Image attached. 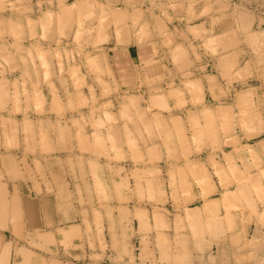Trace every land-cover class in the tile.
Masks as SVG:
<instances>
[{"label":"crops","instance_id":"crops-1","mask_svg":"<svg viewBox=\"0 0 264 264\" xmlns=\"http://www.w3.org/2000/svg\"><path fill=\"white\" fill-rule=\"evenodd\" d=\"M21 1L37 5L51 0ZM130 9L124 14L125 27H118L138 29L143 23L134 22L150 15L153 33L150 35L148 29L144 32L151 40L136 43L140 28L129 35L123 29L115 33L113 18L107 23L110 29L101 30L104 35L97 34L102 41L99 46H107L104 49L108 50L107 65L112 74L107 77L117 91L137 98L138 93L174 82L175 75L192 69L199 76L202 73L206 82L211 80L208 86L220 97L224 87L214 81V75L204 74L208 68L212 66L220 80L232 71L244 80L252 66L264 67L256 56L254 62L251 58L257 47L264 48V0H155L139 11ZM159 28L164 29L162 34ZM165 38L175 42L171 51L161 45ZM213 38L219 40L220 47L227 43L229 47L225 45L221 51ZM179 42L199 46L196 54L184 50L183 66L175 60ZM260 55L264 56V51ZM163 99L164 103L154 105L174 108V99ZM217 108L223 111L228 107ZM14 120L15 127H0V264H264V210L257 206L248 213L228 207L227 195L235 192L229 187L244 185L238 186L233 178L230 185L215 176L211 181L204 178L201 166L207 165L206 153L202 160L186 167L187 179L177 172L175 178L168 179L166 187L172 189L174 211L168 216L159 207L164 201V187L158 173L153 180L151 175L141 180L138 193L127 192L125 185L132 180V170L124 164L115 167L112 155L108 156L112 162H108L103 156L79 153L65 127L44 139L49 142L41 143L39 131L19 132L21 127ZM164 137H154L159 155L163 147L159 139ZM233 151L213 154L219 166L225 169L232 157L250 161L248 151ZM180 161L172 165L174 169L185 164ZM157 162L138 170L160 172ZM110 168L124 170L116 180L125 190L117 195L111 189L108 195L99 196V184L113 187ZM112 179L116 181L114 176ZM188 182L195 189L192 193ZM238 194L244 197L246 192ZM140 202L155 203L156 207L130 206Z\"/></svg>","mask_w":264,"mask_h":264},{"label":"rangeland","instance_id":"rangeland-1","mask_svg":"<svg viewBox=\"0 0 264 264\" xmlns=\"http://www.w3.org/2000/svg\"><path fill=\"white\" fill-rule=\"evenodd\" d=\"M154 2L51 0L44 4L24 5L21 0H0V127H15L11 121L15 119L21 127L19 132L39 131L41 143L49 142L44 139L58 134L65 127L79 153L85 151L90 155L103 156L108 162H112L108 158L112 155L115 167L124 164L127 170H132V180L125 185L127 192L138 193L141 180L148 175L153 180L158 173L164 187V201L159 207L168 216L174 213L172 193H169L172 189L166 187L168 179L175 178L176 172L187 179L186 167H192V163L202 160V154L206 153L207 165L201 166L204 178L211 181L215 176L228 185L234 179L238 186L244 185L229 187L235 192L227 195L225 201L228 207L236 206L248 213L255 211L257 206L264 210V67L256 69L252 66V72L244 74V80H239L232 71L222 76V81L212 66L206 73L203 70L204 74L214 75V81L223 85L224 91L220 97L214 96L208 86L211 80L206 82L202 73L199 76L192 69L187 74L175 75L174 82L152 88L144 94L138 93L137 98L131 93L115 90L108 78L112 75L107 65L108 50L104 49L107 46H99L102 41L97 34L101 30H109L107 23L113 18L111 25L115 33L123 29L129 35L140 28L137 35L143 40L139 38L138 41L135 35V41L138 44L146 43L151 38L144 35V29H148L150 35L153 33L150 15L149 19L143 16L137 23L134 22L143 23L138 29L133 27L130 31V28L118 26L125 27L124 14L130 8L139 11L146 3ZM64 12L68 14L67 17ZM47 15L51 16L46 18ZM158 30L161 34L164 32V29ZM102 34L100 32L99 35ZM179 43L177 52H182V55L184 50H188L189 54H196L199 50L198 43ZM174 44L169 38L161 42L170 51ZM262 51L264 48L257 47L256 54L251 55L253 62L256 56L257 62L264 64V56L260 55ZM188 85H191V91ZM164 97L176 101L174 108L154 105L164 103ZM208 99L213 101L209 102ZM206 105L208 108H205ZM220 106L228 108L219 111L217 107ZM145 117L148 120L144 123ZM161 136L165 137L159 139V144L163 143L162 155H159L155 139ZM168 145L172 149H168ZM239 149L249 152V162L239 158L237 161L236 157H232L226 161L224 169L213 155L232 150L234 153ZM214 158L217 162H214ZM179 160L185 164L174 169ZM154 161H158L156 165L160 167V172L138 170L151 167ZM194 167L198 168V165ZM123 171H112L110 168L111 177L120 179ZM112 178L113 187L99 184L97 195H108L111 189L119 195L120 191L125 190ZM188 185L192 193L195 189L191 188L190 182ZM242 190L246 192L244 197L235 195L236 192L242 193ZM250 199L252 202H248ZM139 200H144L141 195ZM115 206L118 211L121 205ZM130 206L150 208L156 207V204L140 202L131 203Z\"/></svg>","mask_w":264,"mask_h":264},{"label":"bare ground","instance_id":"bare-ground-1","mask_svg":"<svg viewBox=\"0 0 264 264\" xmlns=\"http://www.w3.org/2000/svg\"><path fill=\"white\" fill-rule=\"evenodd\" d=\"M58 4H60V3H58ZM60 6H61V4H60ZM55 15H56V14H55ZM67 15H68V14H67L66 12H64V16L67 17ZM50 16H51V15H47V17H46V16H45V17L48 18V17H50ZM46 18H44V19H46ZM57 19H58V18H57ZM31 23H32V21H31ZM229 33H230V32H229ZM146 34H147V33L145 32L144 35L146 36ZM226 34H227V33H226ZM224 35H225V34H224ZM230 35H231V34H230ZM233 37H234V36H233ZM217 38H219V36H218ZM217 38H216V40H217L218 42H217V43L215 42V44H216L217 46H219L220 44L218 45L219 40H218ZM221 39H223V38H221ZM211 40L213 41V40H215V38H213V39H211ZM216 40H215V41H216ZM227 40H228V38H227ZM227 40H226V41H227ZM209 41H210V39H209ZM220 41H221V40H220ZM222 42H223V40H222ZM210 43L212 44V43H214V42H211V41H210ZM210 43H209V45H210L209 48H211V44H210ZM220 43H221V42H220ZM225 43H226V42H225ZM215 44H214V45H215ZM209 45H208V46H209ZM214 45H212V46H214ZM221 45H222V47L219 46V48H221V51H222V49L226 48L225 45H228V43L225 44L224 46H223V44H221ZM215 47H216V46H215ZM223 47H224V48H223ZM228 47H229V45H228ZM213 48H214V47H213ZM213 48H211V50H212ZM217 49H218V48H217ZM175 58H176L175 60H176L177 62L179 61V63H180L181 66H182V65H185V63H184L185 60L183 59L184 56L182 55V52H177V54L175 55ZM181 63H182V64H181ZM188 84H189V82H188ZM187 88H188L190 91H191V89H192L191 85H188Z\"/></svg>","mask_w":264,"mask_h":264}]
</instances>
